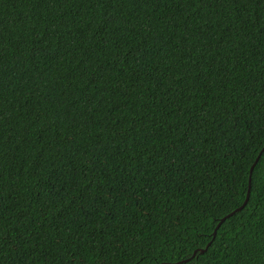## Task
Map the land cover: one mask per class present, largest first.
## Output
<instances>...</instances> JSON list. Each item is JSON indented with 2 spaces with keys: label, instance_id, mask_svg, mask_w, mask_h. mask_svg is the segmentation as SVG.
<instances>
[{
  "label": "trees",
  "instance_id": "obj_1",
  "mask_svg": "<svg viewBox=\"0 0 264 264\" xmlns=\"http://www.w3.org/2000/svg\"><path fill=\"white\" fill-rule=\"evenodd\" d=\"M263 146L264 0H0V264H264Z\"/></svg>",
  "mask_w": 264,
  "mask_h": 264
},
{
  "label": "water",
  "instance_id": "obj_2",
  "mask_svg": "<svg viewBox=\"0 0 264 264\" xmlns=\"http://www.w3.org/2000/svg\"><path fill=\"white\" fill-rule=\"evenodd\" d=\"M263 149H264V146L261 148V150H260V152L257 154V156H256V158H255V160H254V162H253L252 165L250 166V169H249V177H248V189H247L246 197H245L243 203H242L239 207H237L236 209H234L233 211H231L230 213H228L227 215H225L224 217H222V218L219 220V222L217 223V225L215 226V228H214V230H213V232H212V238L214 237V235H215V233H216V229H217V227L220 225V223H221L226 217H228L229 215H232L234 212L240 210V209L246 204L247 199H248V197H249L250 178H251V173H252V170H253V166L255 165V163H256V161H257V159H258V157H259V155H260V153H261V151H262ZM208 244H209V243H208ZM208 244H207V245H208ZM206 248H207V246H205V248L200 249L199 251H200V252H203L204 250H206ZM195 253H196V250L193 252L192 256H193ZM183 261H186V260H183ZM176 263H179V262H176ZM161 264H164V263H161ZM166 264H175V263H166Z\"/></svg>",
  "mask_w": 264,
  "mask_h": 264
}]
</instances>
